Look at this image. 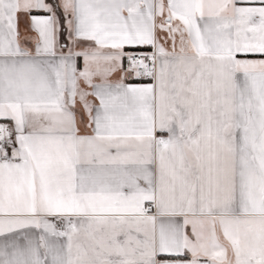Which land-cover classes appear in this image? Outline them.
I'll use <instances>...</instances> for the list:
<instances>
[{
    "label": "snow or ice",
    "instance_id": "6c2138e0",
    "mask_svg": "<svg viewBox=\"0 0 264 264\" xmlns=\"http://www.w3.org/2000/svg\"><path fill=\"white\" fill-rule=\"evenodd\" d=\"M0 264H264V0H0Z\"/></svg>",
    "mask_w": 264,
    "mask_h": 264
}]
</instances>
